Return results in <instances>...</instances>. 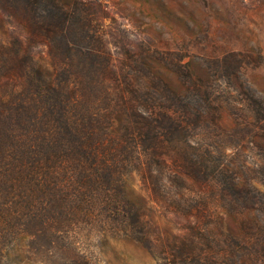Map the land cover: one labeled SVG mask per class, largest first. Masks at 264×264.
<instances>
[{
  "label": "trees",
  "instance_id": "obj_1",
  "mask_svg": "<svg viewBox=\"0 0 264 264\" xmlns=\"http://www.w3.org/2000/svg\"><path fill=\"white\" fill-rule=\"evenodd\" d=\"M93 5L0 0L10 34L0 40V264H29L37 242L51 247L98 216L129 239L146 237L127 186L137 178L140 203L194 231L219 200L229 209L259 203L261 190L198 140L199 99L175 93L145 57L133 66V51L121 53L116 71L86 12ZM42 48L46 57L35 60ZM222 63L229 75L232 57ZM190 252L189 264H210L197 243Z\"/></svg>",
  "mask_w": 264,
  "mask_h": 264
},
{
  "label": "rangeland",
  "instance_id": "obj_2",
  "mask_svg": "<svg viewBox=\"0 0 264 264\" xmlns=\"http://www.w3.org/2000/svg\"><path fill=\"white\" fill-rule=\"evenodd\" d=\"M49 1L67 6L76 0ZM83 1L94 2L86 12L97 19V34L117 72L121 53L133 51L137 54L131 57L136 61L133 66L141 65L139 59L145 57L161 82L187 100L201 101L198 140L216 161L236 169L243 181L261 190L259 203L240 201L229 209L219 200L211 205L212 214L199 218L200 228L194 231L187 220L153 202L140 203L135 196L145 192L137 178L127 186L135 190L130 199L147 222L142 227L146 237L129 239L98 216L66 228L51 247L37 242L34 253L23 260L189 264L195 257L190 252L195 242L209 255L202 259L206 263L246 264L252 258L251 264H264V0ZM1 39L9 40L10 34L0 14ZM41 50H36L35 60L46 57ZM225 56L234 61L229 75L220 65Z\"/></svg>",
  "mask_w": 264,
  "mask_h": 264
}]
</instances>
